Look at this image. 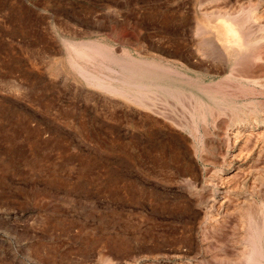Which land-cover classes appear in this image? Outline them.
<instances>
[{
  "label": "rangeland",
  "instance_id": "1",
  "mask_svg": "<svg viewBox=\"0 0 264 264\" xmlns=\"http://www.w3.org/2000/svg\"><path fill=\"white\" fill-rule=\"evenodd\" d=\"M249 1L0 0V264H231L200 236L204 213L184 171L202 172L196 156L181 153L157 116L87 84L68 59L70 44L94 43L216 81L229 67L214 75L222 63L203 57L209 46L198 43L195 20L213 22L200 3L240 14ZM262 44L247 62L226 55L225 64L264 76ZM180 76L164 75L191 87ZM263 90L224 99H254L264 112Z\"/></svg>",
  "mask_w": 264,
  "mask_h": 264
},
{
  "label": "bare ground",
  "instance_id": "2",
  "mask_svg": "<svg viewBox=\"0 0 264 264\" xmlns=\"http://www.w3.org/2000/svg\"><path fill=\"white\" fill-rule=\"evenodd\" d=\"M260 2L263 0L257 7ZM219 5L202 9L203 4L200 3L198 10L210 18L213 22L211 27L195 20V34L201 35L198 43L209 46L203 52L204 59L223 64L216 65L213 74L229 67L228 74L219 80L205 82L168 66L147 61L142 64L130 56L122 59L94 43L70 44L73 56H69L68 64L87 84L101 90L107 97L122 99L128 108L135 106L144 111L145 116H148L147 112L157 116L153 117V122L159 124L161 130H167L166 133L176 135V147L181 153L191 152L203 165L199 175L189 166L184 167V171L187 175L190 173L186 178L189 195L204 213L200 222L211 232L210 237L209 232L205 234L206 230L200 235L203 241L208 239L207 246L222 252L231 264H264V112L257 108L258 103L254 99L240 104L224 99V96H253L255 87H264L261 74L243 75L232 70L236 72L234 74L232 65L228 66L224 61L229 55L232 64L241 60L247 62L258 50L256 46L264 43V8L260 9L263 12L257 13L259 9L254 5L249 10V5L240 6L242 8L239 9L247 7L245 12L239 10L243 12L242 16L236 11L238 7L232 9L236 12L230 13L223 4V7ZM250 26L253 28L249 29ZM204 34L206 39H203ZM218 46L221 47L219 52L223 53L221 58ZM78 59L98 66L87 69L77 62ZM164 75H183L191 87L168 81ZM260 91L256 93L261 95ZM114 101L122 108L123 102ZM173 130L186 131L188 137ZM227 245H230L229 249ZM103 259L108 260L106 256Z\"/></svg>",
  "mask_w": 264,
  "mask_h": 264
}]
</instances>
